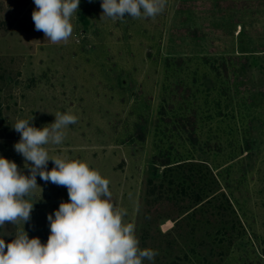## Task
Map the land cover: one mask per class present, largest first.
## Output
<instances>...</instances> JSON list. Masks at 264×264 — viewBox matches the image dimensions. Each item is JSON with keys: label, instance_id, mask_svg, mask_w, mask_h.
I'll return each instance as SVG.
<instances>
[{"label": "rangeland", "instance_id": "obj_1", "mask_svg": "<svg viewBox=\"0 0 264 264\" xmlns=\"http://www.w3.org/2000/svg\"><path fill=\"white\" fill-rule=\"evenodd\" d=\"M34 9L0 0V156L27 175L12 126L70 111L77 123L49 155L109 180L141 249L157 253L144 264H264V0H167L123 21L80 0L58 44ZM37 184L31 219L0 227L6 243L23 228L47 242L68 192Z\"/></svg>", "mask_w": 264, "mask_h": 264}, {"label": "clouds", "instance_id": "obj_2", "mask_svg": "<svg viewBox=\"0 0 264 264\" xmlns=\"http://www.w3.org/2000/svg\"><path fill=\"white\" fill-rule=\"evenodd\" d=\"M35 30L51 43L66 42L73 33L72 18L80 0H33ZM91 2V0H89ZM167 0H101L102 15L113 21L131 17L155 18ZM50 126L37 128L32 121L18 119L12 126L20 134L14 150L25 160L28 174L0 156V227L6 223L23 225L31 219L34 203L26 197L39 187L37 176L45 182L66 187L68 201L49 214L47 242L29 238L24 230L6 243L0 238V264H144L157 253L141 249L132 224H125L127 210L112 202L109 180L80 160L49 155L47 145H61L65 129L77 123L70 111L54 113ZM52 161L53 168L48 170ZM30 162V163H29Z\"/></svg>", "mask_w": 264, "mask_h": 264}]
</instances>
